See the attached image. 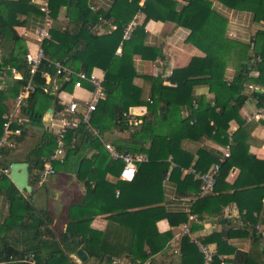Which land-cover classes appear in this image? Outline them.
Listing matches in <instances>:
<instances>
[{
    "label": "trees",
    "instance_id": "1",
    "mask_svg": "<svg viewBox=\"0 0 264 264\" xmlns=\"http://www.w3.org/2000/svg\"><path fill=\"white\" fill-rule=\"evenodd\" d=\"M217 1L230 9L252 11L256 23L264 22V0ZM177 6L175 0H146L144 6L140 5V0H115L108 14L97 12L90 19L92 9L87 0H50L53 20L57 21L62 8L68 7L69 22L64 30L61 26L52 27L51 39L43 44L49 60L42 62L34 77L35 92L30 96L24 113L34 125L42 127L43 118L50 109L54 110V113L62 109L58 95L50 92L51 87L44 76L46 74L51 77L57 76L56 68L51 62H60L75 73L84 71L87 75H90L94 68L104 70L107 97L99 103L94 112L92 124L99 129L104 138L106 133L112 131L120 123L131 133V138L128 140L131 144L129 146L115 144L118 151L147 156L148 161L137 164L138 173L135 179L129 182L131 188L136 189L137 187L139 190L138 184L142 182V174L148 166L150 168L154 166V170L159 172V181L156 183H162L170 171L171 163H174L176 167L172 169L170 179L177 184V193L181 197H196L190 215H197L201 222L206 219H218L226 223L223 216L224 209L231 204H236L243 222L247 223L243 226H232L227 231L231 240L252 237L254 251L249 254L239 251L232 243L224 242L221 232H214L199 239L202 244L217 245V251H214V264H225L226 260L222 259L224 255H235L233 264H264L263 239L255 230L256 225L264 226V203L262 201L264 192L259 199L255 197L260 190H264V161L250 153L249 137H246L242 129L244 127L246 130V123L240 116L243 105L249 99L255 100L258 108H264V30H259L249 43L240 42L227 36L228 22L214 11L210 0H190L180 12L177 11ZM35 12L41 14L42 20L44 19L39 6L33 0H0V48L2 49L0 76L7 75L12 70L22 74L20 80L12 82L10 93L0 90V139L4 137L5 116L10 114L15 99L29 79V67L26 62L29 51L23 39L16 32V27L22 25L19 19L21 15ZM141 12L146 16L144 23L136 27L131 40H124V27ZM103 18L112 21L116 29L110 34L98 36L92 30ZM150 20L172 22L179 27L189 29L191 33L188 43L199 48L205 56L194 57L187 66L174 70L169 79L171 86L164 85V81L160 78L144 76L143 78L151 84L150 98L147 99L145 91L134 82L138 76L134 57L138 55L144 60H155L159 53V50L145 46L139 39L140 35L146 34L145 24ZM120 47L122 49L121 59L116 55ZM116 57L120 59V66L113 70L110 64ZM229 66L235 69V76L232 80H227L225 77ZM57 79V93L59 94L62 91L72 92L77 78L74 76L73 80L66 82L61 76H57ZM249 84H254L262 92H257L256 89L250 95L245 94ZM85 85L88 86V84ZM196 85H207L210 91H224L226 95L211 103L205 96L196 98L193 95V88ZM138 106L148 108L149 118H143L141 124L130 125L123 115L130 112L131 108ZM183 110H190L192 115L189 118H183ZM232 121H236L239 128L231 136L234 145L229 158L222 161L221 155L207 149H200L198 160L194 164H192V158L188 159L189 161L180 159V142L185 138L197 141L208 137L227 146ZM28 125L29 123L26 122L12 124L13 129H21L22 132L21 136L15 137L16 143L20 144L25 141L29 130ZM164 127L172 129L164 131ZM149 142L151 143L147 149ZM41 143L39 139L31 149L28 158L30 174L33 178L31 184L35 189L39 173L45 166V158L49 157L55 148L53 139L47 140L43 148H41ZM85 144L99 150L97 161L91 164L94 170L99 169L101 156L104 153L107 154L106 158H109L110 167L106 169L103 176L95 175L91 178L98 190V187L106 183L105 175L113 172L117 166L122 169L124 162L113 159L98 138H90L84 125H79L76 130L70 131L66 136L65 146L70 154L77 153L80 146ZM136 147L138 149H135ZM14 150L15 148L0 150L2 167L10 169L14 162L11 159ZM170 156H172L171 160L167 162ZM214 164L221 165L220 176L213 193L202 197L200 195L201 182L193 175H184L181 168L187 169L193 165L196 170L206 173ZM58 165L61 164L54 163L56 173ZM237 166L240 167L241 174L234 184H230L227 181L230 171ZM154 181L152 179L149 182ZM0 182L8 184L6 192L12 196L13 201L15 198L22 200L26 211L22 216L16 219L8 218L0 225V254L3 253V243L7 242L9 245L8 253L0 259H6L12 255L34 256L35 250L39 248L43 254L42 260H48L50 255L61 253L62 257L58 264H67L71 261L69 255L82 249L89 257L88 261L94 260L93 264H113L112 253L101 246L103 238L101 233L89 228L83 233L79 225L82 222H74L69 225L68 230L74 232L76 238L69 240L66 234L60 237L54 229L49 228V225L53 223L49 212L37 213L28 200H23L22 194L16 189L8 175L0 174ZM138 190L134 192L141 194ZM93 191L88 192L91 194ZM132 194H134L133 191ZM251 196L252 198L249 199ZM212 199L217 200L218 206L207 211L206 208ZM160 201L151 200L147 204L140 202L122 206L113 211L112 213L115 214L111 217L117 220L140 219L150 215L154 216L159 212L164 215L163 218L167 219L171 226L189 222V215L186 213L163 212V207L158 206ZM139 208L140 210H134ZM206 213H208V218L205 216ZM157 221L155 218L152 227L140 225L139 228L133 229L135 235L141 237L139 241L144 246L137 249L132 248L129 251L131 264H145L152 256L163 252L172 240L171 231L160 233L157 230ZM19 226L24 229V241L32 242V247L24 245L23 249L18 250L16 245H10L8 242L14 230ZM198 228L197 224H193V231ZM2 235H4L3 238H1ZM79 235L83 239H80ZM145 247H149L148 251ZM180 253L181 264H204L203 254L189 235L181 238ZM35 261L38 264L42 263L40 260ZM3 264L26 263L7 262ZM151 264L156 263L151 262Z\"/></svg>",
    "mask_w": 264,
    "mask_h": 264
},
{
    "label": "crops",
    "instance_id": "2",
    "mask_svg": "<svg viewBox=\"0 0 264 264\" xmlns=\"http://www.w3.org/2000/svg\"><path fill=\"white\" fill-rule=\"evenodd\" d=\"M33 1L36 3L38 0ZM175 1L178 5L177 11L180 12L190 0ZM210 1L213 4L214 11L227 20L228 24L226 32L229 38L240 42L249 43L254 39L259 30H264V22L256 23L254 21V13L252 11L230 9L217 0ZM87 2L89 7L92 9V13L90 15V19H92V17L97 12L108 14V12L112 9L115 0H87ZM68 10V7L62 8L57 21L53 20L52 27L61 26L63 30L66 28L69 22V17L67 16V12H69ZM75 13L77 16L76 11ZM135 18L138 21V26H140L144 23L146 16L141 12L137 14ZM19 19L22 22V25L16 27V32L23 39L28 51L36 52L39 47L36 30L44 23V19L42 20V15L38 12H35L29 15H21ZM115 29L116 26L114 23H112V21H109L108 18H103L100 19L98 25L94 27L92 32L98 36H103L110 34V32ZM145 31L146 34L140 35L139 39L145 44V46L159 50V53L155 60H144L138 55L134 57V65L138 75L134 82L138 87L145 91L146 97L148 99L150 98L151 84L143 78L144 76L160 78L164 81V85L171 86L169 79L173 75L174 70L187 66L191 62L192 58L204 57L205 54L199 48L188 43V38L191 31L187 28L179 27L175 23L150 20L145 24ZM121 50L122 49L120 47L116 52V55L119 58L121 56ZM118 57L114 58L110 64V68L113 70L116 68L118 69L120 66L121 58L119 59ZM92 73L100 78L105 77L104 70L99 68H94ZM234 76L235 69L233 66H229L226 70L225 77L227 80H232ZM21 78L22 74L17 71H9L7 75L2 74L0 77V90L10 93L13 86L12 82L14 80H20ZM46 82L51 87L50 92L52 94L58 95L59 99L65 101L73 99L87 100L91 96L89 85H85L86 89L73 88L72 92L62 91L58 94L57 76L51 77L48 75L46 77ZM245 94L250 95L251 91L246 89ZM193 95L196 98L205 96L208 101L213 103L215 100L225 97L226 93L224 91H210L207 85H196L193 88ZM14 110L15 101L11 112ZM130 112L132 115H134L135 119L139 120V124L142 123L143 118H149V111L146 106L131 108ZM191 115L192 114L190 110L182 111L183 118H189ZM54 116H56L54 110L50 109L43 118V126L38 127L31 122L30 118L26 114L19 113L18 115V117L23 122L29 123V130L25 141L20 144L16 143V147L12 153L11 159L14 161L12 164L27 163L29 165V179L31 186V181L33 178L30 174V164L28 162L29 153L36 142L39 141V139H41L42 142L41 148H43L47 140H54L53 133L56 129L52 126L55 121ZM240 116L243 118V120H245L246 123V130L244 127L242 129L245 131L246 137H249L250 153L257 159L264 161V108H258L257 102L255 100L249 99L243 105V108L240 111ZM238 128L239 125L236 121H232L230 123L229 142L231 136L238 130ZM171 129L172 128L167 127L163 128L164 131H170ZM130 138L131 133L124 129L120 123H118V125L113 128L112 131L106 133L103 141L117 149L115 144L129 146L131 144L128 141ZM150 143L151 142L148 143L147 149L149 148ZM102 144L104 143L102 142ZM227 146L223 145L216 139H211L208 137H204L197 141L185 138L180 142L179 157L182 160H188L192 158V164H194L196 160H198V152L200 149H207L208 151L222 156L226 151ZM135 149H138V147ZM109 154L111 155L110 152ZM106 155L107 154L104 153L101 156L102 160L100 161L99 169L96 171L91 164L97 161L99 150L93 148L89 144L82 145L80 146V150L77 153L70 154L67 152L65 164L58 165V172L55 175L49 177L45 183L40 185L38 178L36 181V189L34 186H32L33 191L31 194L26 191L21 192L16 186L15 187L22 194L23 200H28L30 205L33 206L37 213L40 212L43 214L45 212H49L51 219L53 220V223L52 225H49V228L54 229L60 237L66 234V237L69 240H74L76 238L74 232L68 230L69 225L74 222H82L79 225H81L80 229L83 231V233L86 232L87 228L101 233L103 235L101 246L106 251L112 253V257L114 259L113 264H131L129 251L132 248L137 249L141 246H144L140 244L139 240H141V237L136 236L133 229L137 227L139 228L140 225L152 227L153 221L156 218L158 220L156 223L157 230L160 233L171 231L173 233V238L163 252L152 256L149 260L156 264H168L170 262L173 264H181L180 252L182 237L180 238L178 235L182 233L183 227L185 225L184 223L171 226L169 221L163 218L164 215L159 212L154 216L150 215L147 218L140 219L128 218L117 220L113 219L111 216L115 214L112 212L119 207L129 206L132 203L140 202L147 204L148 202H151V200L160 201L161 199L162 200L159 202L160 205L158 206L163 207V212L187 214L195 201V197H181L177 193V184L170 179L172 170L168 172V177H166L162 183H156L159 181L160 176L159 172L154 170V166H152V168L149 166L146 167L145 172L142 174V182L138 184L139 190L136 187V189L140 191L141 194H139V192H134L136 189H132L129 182H123L120 180V174L123 169H121L120 166L115 167L113 172H108L105 175L104 181L106 183L101 187H98L99 189L97 190V188H95L96 183H94L91 178H94L95 175L102 177L103 173L106 172V169L110 167L108 162L109 158L107 159ZM135 155L147 157L145 154L140 153ZM171 157L172 156L167 159V162L171 160ZM240 174V167H234L230 171V175L227 179L228 183L234 184L238 180ZM9 175L10 169L8 176ZM152 179L155 181L150 183L149 181ZM7 188V183L0 182V189H2V191H0V225L6 219L11 217L16 219L26 212L23 201L19 198H15L13 201L11 199L12 196L6 192ZM88 191L93 192L89 194ZM132 191L134 194H132ZM263 192L264 190H260L255 197L259 199ZM34 196H36L35 201ZM250 198H252V196L249 197V199ZM262 201L264 203V198ZM84 203L88 204V206H86ZM217 204V200L212 199L206 210H212L218 206ZM134 210H140V208ZM205 216L208 218V213H206ZM223 216L226 223H222L218 219L217 222L212 223L209 222L213 219H206L205 221L201 222L198 218H196L195 221H192L191 224L188 222L191 229V239L193 241L195 239L199 240L200 238L206 237L214 232H221L222 240L224 242L234 244L241 252L248 254L253 252L254 248L251 236L245 238H234L232 240L228 236V228L232 226H243L244 224L247 225V223L243 222L237 205L231 204L227 206L224 209ZM193 224H197L199 228L193 231ZM259 225L263 226L261 224ZM19 227L14 230L13 236H10L8 242L10 245H16L18 250L23 249L24 245L32 247V242L24 241V229ZM79 236L80 239H83L81 235ZM3 237L4 235L1 236V238ZM8 246L9 245L7 242L3 243V253L0 254V257L8 253ZM209 248L213 253L214 251H217L216 244L209 245ZM6 249L7 253L5 252ZM145 249L148 251L149 247H145ZM79 251H82L86 256L85 261H82L81 258H79ZM79 251L75 254L69 255L71 261L67 264L94 263L93 259L88 261L89 257L82 249H79ZM42 256L43 254L39 248L35 250L34 256L31 255V257L35 258L37 261H41ZM10 257L19 259L21 255H12ZM10 257H5L6 259H0V264L9 262ZM61 257V253L50 255L48 260H42L41 264H58L61 260ZM222 258L226 260L225 264H233L235 255H224ZM86 261L88 262L86 263Z\"/></svg>",
    "mask_w": 264,
    "mask_h": 264
},
{
    "label": "built area",
    "instance_id": "3",
    "mask_svg": "<svg viewBox=\"0 0 264 264\" xmlns=\"http://www.w3.org/2000/svg\"><path fill=\"white\" fill-rule=\"evenodd\" d=\"M146 0H140V5L144 6ZM36 4L39 6L40 11L43 13L44 23L42 26L38 27L36 30L37 41L39 47L36 52L29 51L26 56V62L29 67V79L27 84H25L15 99V110L10 112L9 115L5 116L6 122L4 124V137L0 139V150L2 148H15L16 140L15 137L21 136V129H13V123H22L23 121L18 117L19 113H24V109L28 107V100L30 96L35 92L34 77L39 70L42 62L44 60H49L48 56L45 54L43 49V44L51 39L50 30L53 25L52 10L50 7V0H38ZM138 26V21L134 18L130 23L124 27V40H131L136 27ZM1 53V48H0ZM51 62V61H50ZM56 68V75L61 76L63 81L73 80L75 76L77 79L74 82V89H86L85 84L90 87V98L87 100H60V109L55 113V121L52 125L55 129L53 133L54 142L56 144L54 150L49 157L45 158L44 169L39 173V184L45 183L49 177L56 174L54 168V163L58 162L64 164L67 155V148L65 146L66 136L70 131L76 130L79 125H84L85 131L90 138H98L104 143L105 148L111 153L112 157L116 160H122L124 162V167L120 174V180L123 182H132L137 174V164L139 162L148 161L147 157L136 156L131 153L120 152L113 148L110 144L105 143L102 138V134L96 127L92 124V118L94 112L97 110L98 105L101 101L105 100L107 97L106 89L104 86L105 77L100 78L95 74L91 73L87 75L84 71L75 73L71 68L64 66L60 62H51ZM9 70V69H8ZM15 70H12L14 72ZM4 75V74H3ZM45 78L48 76L44 75ZM1 77V76H0ZM251 92L258 89L254 84H249L247 87ZM152 103V101H150ZM262 111V110H261ZM124 118L129 122L130 125H138L139 120L134 118L131 112L124 113ZM234 145L232 137L226 148V151L222 155V161L230 157L231 148ZM74 148V146H73ZM2 161V155L0 153V162ZM176 165L171 163L170 171L174 169ZM169 171V172H170ZM221 165L214 164L208 172L202 173L196 170L193 166L185 169L181 168V172L186 175H193L196 180L201 182V193L202 197L208 196L213 193L214 188L217 184V180L220 176ZM0 174H9V169H6L0 164ZM169 175V174H168ZM167 175V177H168ZM196 200V197L194 198ZM191 208L188 211L189 222L190 219L196 218L197 215H190ZM189 223L185 224L180 238L191 234ZM255 230L258 235H261L264 239V226L256 225ZM194 242L199 248V251L204 256V264H214L215 254L210 250L208 245L202 244L199 240L195 239ZM223 259V258H222ZM10 263H26V264H38L34 258L29 254L15 259L10 257ZM145 264H151L148 260Z\"/></svg>",
    "mask_w": 264,
    "mask_h": 264
},
{
    "label": "water",
    "instance_id": "4",
    "mask_svg": "<svg viewBox=\"0 0 264 264\" xmlns=\"http://www.w3.org/2000/svg\"><path fill=\"white\" fill-rule=\"evenodd\" d=\"M257 92H261L259 89H257ZM9 178L11 181L15 184V186L20 190L21 192H28L32 193L33 188L30 185V179H29V165L27 163H15L12 164L10 167V175ZM36 199V196H34V201ZM217 219L211 220L209 223L217 222ZM7 253V249L5 250ZM79 258H81L82 261L86 260V256L82 251L78 252Z\"/></svg>",
    "mask_w": 264,
    "mask_h": 264
},
{
    "label": "rangeland",
    "instance_id": "5",
    "mask_svg": "<svg viewBox=\"0 0 264 264\" xmlns=\"http://www.w3.org/2000/svg\"><path fill=\"white\" fill-rule=\"evenodd\" d=\"M196 218H198L197 216H196ZM196 218H194V219H190V224L192 223V221H195L196 220ZM190 224H188L187 226H188V228L190 227Z\"/></svg>",
    "mask_w": 264,
    "mask_h": 264
}]
</instances>
